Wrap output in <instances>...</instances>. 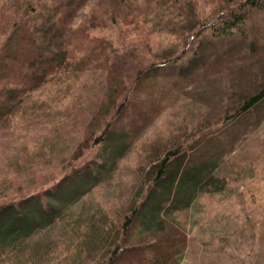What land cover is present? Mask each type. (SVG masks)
<instances>
[{
  "label": "rangeland",
  "instance_id": "rangeland-1",
  "mask_svg": "<svg viewBox=\"0 0 264 264\" xmlns=\"http://www.w3.org/2000/svg\"><path fill=\"white\" fill-rule=\"evenodd\" d=\"M28 1L32 12L29 7L18 11L15 0H0V52L12 35L14 20L24 13L34 16L39 6L56 2ZM167 1L83 0L74 9L62 34L70 42L72 65L68 77L54 76L47 84L29 91L36 99L34 109L26 108V104L23 112L0 117V207L31 196L37 188L49 187L69 172L71 164L92 160L100 148L94 141L99 130L94 131L89 122H104L102 110L109 104L111 112L131 90L137 69L151 56L149 51L171 47L174 53L189 50L177 45L171 26H177L181 16H192L190 9L205 20L228 18L226 7L234 2L243 13V23L233 32L242 37L237 44L227 39L220 49L216 48L214 61L196 65L192 53L201 41L200 34L181 64L166 68L172 75H162L165 69L151 80L153 84L146 81V87L135 92L139 100L150 103V108L137 107V99L126 119L133 124L140 121L143 128L136 131L134 145L113 165L109 180L94 190L89 205L91 209L95 205L109 208L114 218L128 197L135 199L136 194L135 201L140 203L147 183L156 174L154 162L168 151H176L159 185H166L167 190L169 185H180L175 192L193 187L190 194L194 197L189 198L192 203L179 210L176 204L186 198L175 197L173 208L159 216L163 219L159 228L161 222L146 221L139 214L142 223L137 221L131 226L133 232L129 229L133 237L129 246L155 243L154 237L138 240L139 230L153 235L161 228L173 229L176 240L174 232L165 231L167 236L157 237V242L167 237L175 240L182 249L176 264H264V102L225 123L232 110L264 84V0H259L257 6H244L247 0H183L187 8L175 13H171ZM21 22L26 25L23 18ZM32 25L31 20L26 29L30 31ZM27 33L10 38V50L7 46L5 49L14 53L0 63V77L9 71L6 64L17 70ZM188 61L193 64L186 67ZM19 98L10 101L15 103ZM133 115L138 117L131 119ZM111 141L109 146L114 147L116 140ZM203 154L207 165L189 167ZM211 175L222 179L220 191H209L201 188L203 183L189 181ZM161 191L149 197L146 208L170 194ZM52 202L58 203L55 199ZM129 208L130 216L134 210ZM59 235L57 228L41 230L33 241L18 249ZM19 250L0 254V264H21ZM62 251L54 253L60 254L53 261L68 264L70 257ZM149 259L147 254L145 261Z\"/></svg>",
  "mask_w": 264,
  "mask_h": 264
},
{
  "label": "trees",
  "instance_id": "trees-1",
  "mask_svg": "<svg viewBox=\"0 0 264 264\" xmlns=\"http://www.w3.org/2000/svg\"><path fill=\"white\" fill-rule=\"evenodd\" d=\"M15 1V8L18 11L26 7H29V12L34 10L28 0ZM55 1L54 5L51 6L38 5L39 12L34 16L29 14L25 16L27 13L22 14L21 18H23L24 23L26 21V25H23L21 18L13 22L12 35L6 40L0 52V63H5L14 53L8 51L11 46L10 38L18 33L28 32L25 34L28 40L26 39V44L21 43V47H25L22 48L24 55L18 63L17 70L6 64L9 71L0 77V117L10 112H23L27 107L34 109L36 99L31 98V94H28L29 91L47 84L54 76L68 77L72 65L69 52L70 42L63 39L65 34L63 36L62 34L66 32L65 24L69 23V18L74 9L79 8L83 0ZM182 1L168 0L166 5L171 7V13L182 12V7L187 8V5ZM258 2L259 0H247L243 2V5L248 6L249 3L257 6ZM233 3L226 7L230 15L228 18L216 21L212 17L205 20L199 18L195 10L190 9L192 16H185L184 18L181 16L177 20V26H171L170 32L172 30L171 33L175 34L178 40L177 45L188 47L189 50L174 53V48L171 47L167 50L149 51L151 56L137 69L131 90L120 98L117 106L111 112L109 111V104H106L107 107L102 110L104 122H89L94 131L99 130V133L95 134L94 141L100 148L92 160L86 158L80 164H71V171L69 170L63 177L53 181L49 187L37 188L31 196L0 207L1 255L11 250L9 253L13 254L19 250L20 245L33 241V237L41 230L51 227L52 230L57 228L59 237L51 239L52 242L50 239H46V242L28 243V248L24 247L19 250V255L22 256L21 260H23L21 264L23 262L28 264H60L53 259L60 254L54 253L62 249V252L67 253L65 257H70L68 264H176V256L182 253V249L177 247L175 242L177 234L173 229L161 228V232L153 233V235L142 234L139 230L140 238L138 240L154 237L155 243L143 244L141 242L139 244L145 246H129V240L133 239L130 233L135 230L131 226L133 227L137 221L142 223L143 218L146 221L155 220L159 224L163 221L159 216L166 211L168 213V209L173 208L172 204L176 201L175 197L186 198L178 204L175 203L179 210L182 207H189L192 203L189 198L194 197L193 194H190L191 190H194L193 187L175 192L180 185H169V190L166 189V185H159L161 179L167 174L169 162L172 159L171 155L176 154V151H166L167 154L162 159H157V162H154V167L157 168L156 174L152 178V182L147 183L146 196L143 200L145 193L141 195L140 203L135 201L136 194L134 195L135 199L133 197L129 200L128 197L126 203L122 205L125 206L114 218H111L109 208L95 205L91 209L89 203L93 200L91 195L94 190L100 189L103 183L109 180L108 178L113 173V165L117 164L126 151L134 145L137 136L136 131L140 132L139 128L141 130L143 128L140 121L133 124L126 119V115L131 112L132 104L138 99V94L135 95V92H138L143 86L146 87V81L153 84L154 82L151 80L164 73L166 68L170 69L181 64L179 62L183 60V55L190 51L200 34H202L201 41L192 53L196 65H201L205 61H214L215 52L221 48L220 46L225 41H228L227 39L234 44L242 39L239 34L233 33L243 23L242 9L238 8V3ZM20 7L22 8L20 9ZM31 20L33 25L28 31L26 28ZM6 46L8 49H5ZM216 48L218 49L216 50ZM204 54L208 57L204 58ZM192 64L193 61H188L186 67ZM167 69L162 75L173 74ZM214 93L215 90L212 91V96ZM18 95H20L19 100L12 103L10 99H15ZM263 102L264 84L258 91L248 96L242 104L235 107L232 113L226 117L225 123L229 124L238 117L246 115L251 109H255V106ZM137 107L149 109L150 103L138 99ZM137 117L138 115H133L131 119ZM228 119L231 120L228 121ZM111 138L116 140L114 147L109 146L112 143ZM197 164H208L205 154L198 156L194 165L189 167L194 166L193 168H195ZM179 173L181 174V171L178 172V175ZM189 181L198 182V185L203 183L200 185L201 188H207L209 191L222 189V184H220L222 179L215 175H211L207 179L203 177L200 180L194 177L193 180ZM187 184L189 185V183ZM200 186H197V189ZM160 190L170 192V194L165 197V200L161 198L158 204L152 201V205L148 204L149 206L146 208L149 197L158 195ZM179 192L183 195L176 194ZM52 199L58 203L52 202ZM80 205L82 206L79 207ZM129 207L134 210L130 216L129 210L131 208ZM135 207L137 208L134 209ZM144 208L145 212L142 214ZM139 214L142 217L140 220ZM150 221H148L149 224H151ZM161 223L157 228L163 225V222ZM165 231L169 234L174 232L175 240L167 237L157 242V237L167 236ZM51 246L53 247L50 248ZM147 254L150 255V259L146 262L145 256ZM173 255L175 259H173ZM72 259L75 260L72 261Z\"/></svg>",
  "mask_w": 264,
  "mask_h": 264
},
{
  "label": "crops",
  "instance_id": "crops-1",
  "mask_svg": "<svg viewBox=\"0 0 264 264\" xmlns=\"http://www.w3.org/2000/svg\"><path fill=\"white\" fill-rule=\"evenodd\" d=\"M206 171V170H205ZM204 172V171H203Z\"/></svg>",
  "mask_w": 264,
  "mask_h": 264
}]
</instances>
